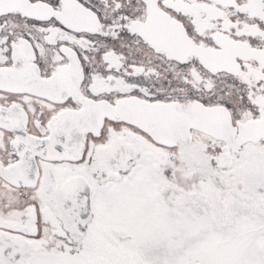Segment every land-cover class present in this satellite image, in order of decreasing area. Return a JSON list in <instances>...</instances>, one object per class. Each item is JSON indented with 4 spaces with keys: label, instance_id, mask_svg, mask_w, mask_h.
<instances>
[{
    "label": "snow or ice",
    "instance_id": "snow-or-ice-1",
    "mask_svg": "<svg viewBox=\"0 0 264 264\" xmlns=\"http://www.w3.org/2000/svg\"><path fill=\"white\" fill-rule=\"evenodd\" d=\"M253 222L264 0H0V264H235Z\"/></svg>",
    "mask_w": 264,
    "mask_h": 264
},
{
    "label": "rangeland",
    "instance_id": "rangeland-1",
    "mask_svg": "<svg viewBox=\"0 0 264 264\" xmlns=\"http://www.w3.org/2000/svg\"><path fill=\"white\" fill-rule=\"evenodd\" d=\"M134 227H143L150 234L172 238L188 231V225L174 210L154 211L150 203L134 216ZM264 240V223L253 222L245 226L242 238L218 240L219 251L226 262L253 264L260 242Z\"/></svg>",
    "mask_w": 264,
    "mask_h": 264
}]
</instances>
